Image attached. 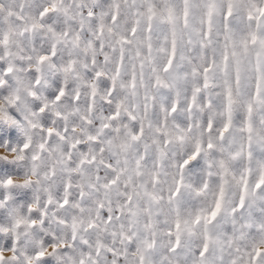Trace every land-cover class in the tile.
<instances>
[{
  "label": "clouds",
  "instance_id": "obj_1",
  "mask_svg": "<svg viewBox=\"0 0 264 264\" xmlns=\"http://www.w3.org/2000/svg\"><path fill=\"white\" fill-rule=\"evenodd\" d=\"M262 10L0 0V264H264Z\"/></svg>",
  "mask_w": 264,
  "mask_h": 264
},
{
  "label": "snow or ice",
  "instance_id": "obj_2",
  "mask_svg": "<svg viewBox=\"0 0 264 264\" xmlns=\"http://www.w3.org/2000/svg\"><path fill=\"white\" fill-rule=\"evenodd\" d=\"M262 11H264V10H262ZM208 71V69L206 68L205 69V72H207ZM61 94H63V93H61ZM8 183H11V181H8ZM260 184H264V178H261V180L259 181V183H258V187L260 186ZM215 215V213H213V216ZM40 256H42L43 255V253H40L39 254ZM261 254L259 253V251L256 253V256L257 257H259Z\"/></svg>",
  "mask_w": 264,
  "mask_h": 264
}]
</instances>
